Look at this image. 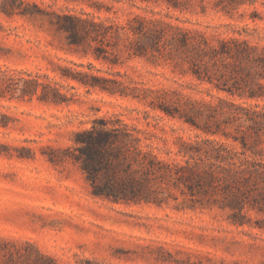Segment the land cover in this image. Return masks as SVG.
<instances>
[{
	"label": "rangeland",
	"instance_id": "obj_1",
	"mask_svg": "<svg viewBox=\"0 0 264 264\" xmlns=\"http://www.w3.org/2000/svg\"><path fill=\"white\" fill-rule=\"evenodd\" d=\"M216 1L190 0L182 11L162 1L0 0V71L55 77L58 65L82 64L78 69L92 67L96 74L121 80L129 94L89 91L70 81L62 82L63 91L73 95L65 104L9 93L0 98V241L32 256L40 251L59 264H264V209L246 206L244 224H236L230 208L209 206L201 190L190 191L174 178L157 183L161 204L114 203L92 195L86 175L71 159L51 160L63 156L78 131L103 119L127 124L169 163L185 165L187 157L179 151L206 138L233 143L223 135L207 136L159 107L175 105L177 92L214 103L227 96L200 82L187 64L132 55L124 40L72 50L51 24L56 14L107 25H126L142 16L225 38L235 35L233 28L253 25L254 7L264 15L257 3L230 17ZM12 6L28 14L8 16L3 8ZM257 23L264 26V20ZM99 45L117 56L97 58ZM222 192L212 191L210 200L222 199Z\"/></svg>",
	"mask_w": 264,
	"mask_h": 264
},
{
	"label": "trees",
	"instance_id": "obj_2",
	"mask_svg": "<svg viewBox=\"0 0 264 264\" xmlns=\"http://www.w3.org/2000/svg\"><path fill=\"white\" fill-rule=\"evenodd\" d=\"M162 1L168 9L182 10L190 0ZM202 2L206 0H200ZM264 0H217L216 6L230 17L243 6H255ZM3 8L12 16L27 15L25 10ZM169 14V13H167ZM246 13L240 17L245 18ZM54 29L66 39L70 49L91 46L92 42L117 45L124 40L130 54L155 62L171 61L188 66V72L200 82H209L227 96L217 101L193 99L177 92L175 105L159 106L168 116L179 118L207 136L223 135L233 143L206 138L179 152L187 159L185 165L160 160L143 144L135 130L119 120L103 119L90 129L78 131L73 145L53 162L71 159L78 164L90 182L94 197L114 203H159L157 183L176 179L192 191L196 188L206 196L209 206L220 205L233 211V222L243 225L246 206L264 209V15L256 7L249 13L253 25L233 28L234 36L211 38L206 32L184 28L160 18L135 16L126 25L97 22L80 16L56 14ZM229 27H234L229 25ZM96 57L110 52L96 47ZM87 52V50H86ZM75 66V67H74ZM58 65L48 74H9L0 71V98L7 94L46 103L65 104L73 95L63 91L62 82L75 81L90 90L110 95L128 96L121 80L96 74L82 64ZM59 79H57V78ZM74 88V87H73ZM140 97V96H134ZM232 129L233 131H226ZM218 186H220L219 189ZM221 190L222 199L211 201L212 191ZM218 203V204H217ZM204 204V203H202ZM0 264H59L36 251V256L23 253L18 245L0 241ZM87 264H92L87 262Z\"/></svg>",
	"mask_w": 264,
	"mask_h": 264
}]
</instances>
